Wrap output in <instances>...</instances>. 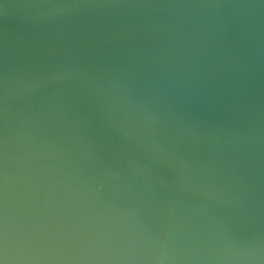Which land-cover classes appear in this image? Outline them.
<instances>
[{"label":"water","instance_id":"1","mask_svg":"<svg viewBox=\"0 0 264 264\" xmlns=\"http://www.w3.org/2000/svg\"><path fill=\"white\" fill-rule=\"evenodd\" d=\"M0 264H264V0H0Z\"/></svg>","mask_w":264,"mask_h":264}]
</instances>
